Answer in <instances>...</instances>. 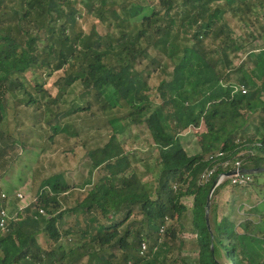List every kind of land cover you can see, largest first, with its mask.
<instances>
[{
  "label": "trees",
  "instance_id": "trees-1",
  "mask_svg": "<svg viewBox=\"0 0 264 264\" xmlns=\"http://www.w3.org/2000/svg\"><path fill=\"white\" fill-rule=\"evenodd\" d=\"M122 3L0 0V181L26 148L73 154L79 145L87 157L79 184L60 169L10 212L0 264H264V43L237 57L264 36L254 11L264 0H157L135 23L142 6ZM84 14L95 19L88 31ZM229 18L250 33L234 38ZM59 71L52 95L45 84ZM80 114L82 127L69 121ZM102 129V145L80 139ZM188 129L209 138L200 153L180 143ZM132 130L155 151L150 182L125 150ZM236 162L259 172L247 185L216 186L207 208Z\"/></svg>",
  "mask_w": 264,
  "mask_h": 264
},
{
  "label": "rangeland",
  "instance_id": "rangeland-1",
  "mask_svg": "<svg viewBox=\"0 0 264 264\" xmlns=\"http://www.w3.org/2000/svg\"><path fill=\"white\" fill-rule=\"evenodd\" d=\"M116 5H122L123 0H114ZM133 5L142 6L141 14L138 17H135L130 20L131 23L139 22L143 16L150 15L153 10H157V0H129ZM75 2H79V7L81 9L84 8V4L87 0H75ZM83 11V10H82ZM255 14L258 19L263 21L264 19V10L260 9L259 6L255 8ZM84 12V11H83ZM229 26L233 33V37L236 39H240L250 33V28L244 25L241 22H238L236 19L229 18ZM95 22V19L87 14L80 16L79 24L84 31H88L90 27ZM99 31L102 27H98ZM115 28V25H114ZM115 31V30H113ZM250 45H245L243 51L238 52L237 57L239 59H243L246 55L245 52L252 47H260L264 43V36L262 39H259L255 42L249 40ZM245 51V52H244ZM236 63L238 61H235ZM165 70V75L161 74L162 78L167 77L170 74L171 67H167ZM63 76L62 71L54 73L45 84V89L50 92L52 95L56 94V89L54 87V82ZM153 84H156L155 77L152 80ZM75 93L80 90L79 86L73 87ZM70 101V98H68ZM88 116L84 114H80L78 117L73 116L69 121L76 123L78 126L82 127L83 122L86 121ZM11 129H14V124L10 125ZM253 132L252 130L250 131ZM261 132V131H260ZM99 135V137H98ZM107 131L100 130L96 133L95 130H89L87 133L85 132L81 134L80 139L84 140L85 138H90L88 143V148H91L95 143L103 144L106 141ZM127 137L125 143V150L127 151H136V155L133 156L132 162L133 165L138 169L139 173L143 175V182H150L154 179V169L156 168V160H155V151L149 147V140L146 134H135V131L132 130L131 134L127 133L125 136ZM257 137L260 136L256 134ZM130 136V137H129ZM93 138V139H92ZM209 138L205 136V134L198 132L193 129H188L182 133L180 137V143L184 147L185 151L188 155H194L200 153V143L203 141H207ZM19 157L14 164L10 167L8 172L4 175L1 182V194L6 195L5 208L8 212L15 210L16 208L26 207L31 201L34 199V195L37 191L40 181L47 177V175L51 173L58 172L60 169H63L65 175L68 179H71L76 185L80 183L79 175L82 171H85V163L87 161V157L84 155V151L81 149V146H74L73 154H62V153H51L45 152L41 153L40 150H34L30 148H26L23 150H19ZM264 180V177L260 181ZM264 183V181H263ZM76 193L78 190L72 192V196H69L67 199V206L73 207L76 200ZM21 195V198H17V195ZM81 195H84V191H81ZM211 204V203H210ZM253 205L246 204L241 209V214L246 215L252 208ZM210 209V208H209ZM209 217V210H208ZM185 238H192L195 236H191L190 234L183 235ZM191 254V255H190ZM187 257H191L193 260L196 259L197 255L195 253H186ZM220 261L224 264H228L224 258H221Z\"/></svg>",
  "mask_w": 264,
  "mask_h": 264
},
{
  "label": "built area",
  "instance_id": "built-area-1",
  "mask_svg": "<svg viewBox=\"0 0 264 264\" xmlns=\"http://www.w3.org/2000/svg\"><path fill=\"white\" fill-rule=\"evenodd\" d=\"M232 90L233 93H237L238 91H240L241 94H245L246 93V88H244L243 86H236L233 85L232 86ZM241 163L240 162H236L235 163V167L232 171H235V174L232 176H226V175H220L217 180L216 183L214 184V188L216 186H219L220 184H222L225 180H228L229 183L231 185H236V186H243V185H247L249 183L252 182V178L251 175L249 174H245L242 172L241 170ZM213 171H208L205 172L202 177L201 180L204 182H206L209 177L212 175ZM17 198H21V195H17ZM1 199H5L6 200V195L5 194H1ZM40 213L42 214L43 212L40 211ZM8 219H11L10 217V212H8V210L4 207L0 208V230L4 229L5 224L7 222ZM142 253L145 250V245H142L141 247Z\"/></svg>",
  "mask_w": 264,
  "mask_h": 264
},
{
  "label": "water",
  "instance_id": "water-1",
  "mask_svg": "<svg viewBox=\"0 0 264 264\" xmlns=\"http://www.w3.org/2000/svg\"><path fill=\"white\" fill-rule=\"evenodd\" d=\"M242 172L245 173V174L254 175V174L258 173L259 170L252 169V170H245V171H242ZM234 174H235V171H231V172L227 173L226 176L229 177V176H232ZM213 190H214V186H212V188L210 189V192H209V194L207 195V198H206V207L207 208H209L211 195H212ZM207 217H208V211H206V214H205L206 221H207Z\"/></svg>",
  "mask_w": 264,
  "mask_h": 264
},
{
  "label": "crops",
  "instance_id": "crops-1",
  "mask_svg": "<svg viewBox=\"0 0 264 264\" xmlns=\"http://www.w3.org/2000/svg\"><path fill=\"white\" fill-rule=\"evenodd\" d=\"M1 182H2V180L0 181V187H1Z\"/></svg>",
  "mask_w": 264,
  "mask_h": 264
}]
</instances>
